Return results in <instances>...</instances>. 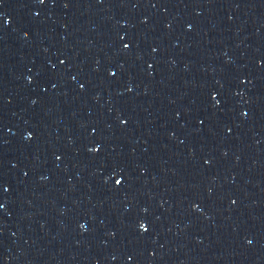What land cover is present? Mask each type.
<instances>
[{
  "label": "water",
  "instance_id": "water-1",
  "mask_svg": "<svg viewBox=\"0 0 264 264\" xmlns=\"http://www.w3.org/2000/svg\"><path fill=\"white\" fill-rule=\"evenodd\" d=\"M0 264H264V0H0Z\"/></svg>",
  "mask_w": 264,
  "mask_h": 264
},
{
  "label": "snow or ice",
  "instance_id": "snow-or-ice-1",
  "mask_svg": "<svg viewBox=\"0 0 264 264\" xmlns=\"http://www.w3.org/2000/svg\"><path fill=\"white\" fill-rule=\"evenodd\" d=\"M117 183H119V181H117Z\"/></svg>",
  "mask_w": 264,
  "mask_h": 264
}]
</instances>
